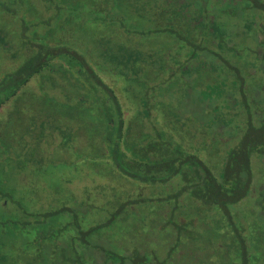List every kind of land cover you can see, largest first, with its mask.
<instances>
[{
    "label": "trees",
    "instance_id": "16d2710c",
    "mask_svg": "<svg viewBox=\"0 0 264 264\" xmlns=\"http://www.w3.org/2000/svg\"><path fill=\"white\" fill-rule=\"evenodd\" d=\"M32 9H43L47 15L31 22L26 16ZM0 10L4 58L11 48H17L15 45L23 48L11 57L17 64L11 66L16 67L0 78V107L37 74L51 87L62 88L65 101L64 96L56 99L49 88L43 92L42 102L48 108L60 105V126H52V133L61 134L62 151L86 159L71 166L64 161L52 171L60 175L79 171L87 184L83 192L66 194L62 192L63 181L43 180L47 193H54L46 197L44 192V207L55 199L60 203L42 212L30 213L22 204L0 199V210L6 213L0 214V264L264 263V235L250 244L241 233L245 232L242 226L247 216L232 208L254 197L264 213V188L257 185H264V166L258 162L264 158V102L255 99L252 103L246 98L242 89L247 86L250 92L253 88L240 74L239 66L247 75H254L255 85L263 87V51L258 56L260 51L247 41L255 42L264 33V0H0ZM63 18L70 21L73 32L86 30L89 36L100 39L97 56L91 49L87 58L72 47L42 43V37H50L53 30L39 32L42 22L50 26ZM255 43L264 46L263 37ZM191 58H198L197 66L217 61L232 69L242 84L241 93L222 89L207 102L201 99L200 90L194 89L195 83H187L186 92L194 96L191 111L209 108L202 120L208 141L219 138L221 143L228 142L222 134L238 132L217 171L197 154L172 147L166 132L149 120L154 115L151 90L159 92V97H168L176 72L185 80L192 69ZM93 59L113 76L109 77L113 87L89 64ZM81 78L84 82L79 85L73 80ZM211 78L206 77L212 82ZM231 78L227 77L228 84L234 86ZM75 85L73 102L67 92ZM116 87L138 108L130 119L124 118ZM159 101L163 110H177L163 99ZM249 102L259 105L255 112L258 119L250 114L242 123L235 122L242 113L240 107L232 114L233 107L238 103L245 107ZM219 105L224 114H219ZM74 117L79 123L76 130ZM223 126L225 130L219 131ZM44 130L42 125V136ZM74 139L80 140L77 147L71 143ZM254 160L260 171H253ZM103 169L125 178L134 191L158 186L160 192H115L113 184L109 188L103 185L106 179L93 177ZM52 171L42 169V174ZM171 185L173 192H166ZM12 211L18 217L8 215ZM260 211L255 214L258 221L263 220ZM25 213L32 217L25 219Z\"/></svg>",
    "mask_w": 264,
    "mask_h": 264
},
{
    "label": "rangeland",
    "instance_id": "374dc122",
    "mask_svg": "<svg viewBox=\"0 0 264 264\" xmlns=\"http://www.w3.org/2000/svg\"><path fill=\"white\" fill-rule=\"evenodd\" d=\"M38 1L39 3L41 2V0ZM40 6L41 5H39V7ZM17 7L22 8V6L19 5H17ZM55 11L56 10H53V12ZM17 14V16L19 17V13ZM1 15L2 13L0 10V16ZM46 15L47 14L45 10L43 9L42 11H36L32 9L26 17H28L27 20L30 19L31 22H35L41 19V17H46ZM22 16L24 17V13H22ZM51 16L53 18L56 17L55 14H52ZM228 19H232L233 23L236 22L232 17H228ZM237 19L240 18H236L235 20ZM42 27L39 30V32L41 31L42 34L46 33V29L53 27L52 34L50 36L52 39L50 37H46L45 39H43L42 37V43L44 44L48 43L50 45L55 44L69 46L83 53L87 58H90L86 53L89 49L95 51L96 56L99 49H101V46L99 45V38H93L89 36L86 30H78L76 32H73V27L70 24V21L66 20V18L56 19L50 26H46V24L42 22ZM147 38L148 36L144 37V39H146L145 42H148ZM260 38L262 37L258 36V38L255 39V42H258L257 40ZM251 40L252 41H247V43L250 42L253 47H256L257 51H260L261 47H259L253 39ZM15 46L17 48H14L13 50L11 48V51L8 53L9 56L5 58L3 51L0 49V78L4 75V73L16 67L11 66L16 64V62L11 57H14L15 50L18 52H22L23 48L17 45ZM246 52L248 51L244 49V55H246ZM247 55H249V53ZM261 55L262 53L260 52L258 56L261 57ZM232 58H236V55L233 54ZM21 60L22 59H20L19 62ZM100 61L102 63L104 62L103 59ZM19 62L17 63L19 64ZM55 62H59V60H56ZM89 64L92 67L98 69L100 75H102V78L113 87L112 81H110L109 79V77L113 79V76L109 75V71L105 70L104 67H99L94 59L90 60ZM189 64L192 69L185 76V80L187 82L182 79L181 76H179L180 73L176 72V76L171 82V94L168 97H159V92L151 90L149 96L154 92L151 105L152 108L154 107V115L150 116L149 120L151 124L153 122L156 124L158 130H164L166 132L165 137L169 139L172 147L176 146L188 152L197 154L202 160L207 161V163L210 164V166L213 168V171H217L220 160L224 159L225 152H227L231 148L230 145H233V143H235L236 140L234 139V134H238V132H234L233 135H231V133L228 131L224 132L222 136L223 138H229L228 142L224 141L221 143L219 138L216 141H208V136L203 132L204 124L202 120L204 119L203 116L205 115L206 110L209 108L205 106L204 110L197 111V113H193L191 111L193 107L191 100L192 98L194 99V96L193 94L186 92V89L188 88L187 83H195L194 89L198 88V90H200L199 92L201 94V99L207 100V102L211 101L210 99L218 96L222 89L230 88L231 90L232 88L233 90L231 92H237L236 95L238 94V92L241 93L240 88L242 89V84L240 85L236 78V73L234 71H231L232 69L222 67L217 61H211V63L208 65H203L204 63H200V66H197V64H199L198 58H191ZM239 66L242 67V71L240 72V74L244 75L247 78V84H251L250 87L253 88L249 92L246 86L244 87L246 91L242 89V92H245V94L247 95L246 98L248 100L249 98L251 99L250 102L253 103V101L255 102L256 100L260 102V98H264V91L262 92L260 86L254 84V75H247L248 71L243 68L242 65ZM230 75L232 77L231 79H233L234 81V86L228 84L229 80L227 81V77L230 78ZM207 76H210V78L212 77V82L206 79ZM260 76L264 77L262 75ZM195 77H197V79L193 81ZM73 80H75L78 85L79 82H84L82 78ZM214 80L216 83L214 82ZM59 81L62 80L60 79ZM64 82L66 83L67 81L64 80ZM261 82L263 83V81ZM48 83L49 82H47L46 80H43L42 74H37L30 79V81L20 90V92H18L16 97L14 96L5 104H3L2 107H0V199H7V204H10V202L15 205L22 204L25 210H28L30 208V210H28L30 213L42 212L45 211L44 208L51 209V207H57L60 203L59 200L55 199L56 201L52 204L47 205L45 202L47 206L44 207L45 205H43V194L44 192H46L45 196L48 197L51 193H47L48 189L44 188L45 182L43 180H47L49 182L56 181V183L58 181H63L65 183V187L64 189H62V192L66 194L71 192H83L84 190H82V188H85V185H87L84 184L86 183V180H83L85 177H83L82 179L83 175H80L79 171L77 173L74 171H67V173H71L69 174V176L65 175L67 173L60 175L58 172H53L54 170L56 171L57 168L54 166H63L64 161H67L69 163L71 162L70 164H65L71 166V164L82 163V161H84L86 157H79L73 152L69 153L62 151L63 147H61V134L56 133L58 131L52 133V126H54V128L60 126V111L58 109L60 105H58L59 103H54L50 108H48V106L44 102H42V99L45 97L43 95V92L44 90L46 91V88H49L48 90H51V92L56 95V99L59 100L64 96L62 94L64 90L58 87H51ZM76 86L77 85L72 87L69 86L68 89H71V91L67 92L72 97L73 102L76 100V93H74L76 92ZM115 90L123 105L124 118L130 119L133 115H136L138 111L136 104H133L128 97L123 95L120 89L116 87ZM63 98H65L64 101L67 99L65 96ZM159 98L163 99L167 106L169 104L171 107L177 108V110H163L162 106L159 105ZM54 100L55 99H53V102H55ZM250 102V105L245 106L246 108L242 106V103H238L236 107H233V109L231 110L232 114L240 110V107L242 113L240 117L241 119H235V122L242 123V121L246 120L247 115L250 114L253 119H258L255 112L256 110H259V105H251ZM218 110L219 114H224L223 106L219 105ZM139 112L141 114L140 108ZM173 112L175 114H177L176 112H178V114H180V117L178 115H175ZM42 114L44 116H42ZM73 115L75 116L76 114ZM75 120L76 118L74 117V121ZM42 125L43 128H45V134L43 136ZM78 125V122L74 124V126H76L75 130L77 129ZM218 130H225L224 126L222 128L220 127ZM52 138H54L53 141L51 140ZM79 141L80 140H75L71 141V143L74 144L75 147H77L79 145ZM93 157L94 159L96 158L95 156ZM260 160L262 162H260ZM17 161L23 164L22 168ZM258 162L262 163V166H264V158L258 159ZM258 162L256 160L253 161V171H260ZM48 168L51 171L53 169V173L43 175L42 169L47 170ZM101 171V174L97 173L93 177L98 176V178L106 179L107 181L104 182L103 185H107L108 187L110 184H113L114 186H116L115 192H121L125 189L128 192H160V188L158 186H147L145 188V191H143L142 189L139 190V188L135 189L134 191L132 189L133 185L129 184L125 178L120 179L118 176L109 174L107 173L106 169H103ZM257 185L260 190L264 188L263 183H258ZM172 186L173 185H171V188H168L166 192H173ZM53 194L54 193L52 192L51 195ZM258 205L259 203L257 199H255L254 197H248L245 198V200H243L241 203L234 204L232 206V208L238 210V213H241L242 216H247V220L243 222L244 225L242 224L245 232L241 233L242 235H244L246 240L250 242V244L253 243V240L255 238L259 237L260 235H264L262 234L264 233V213L261 212L262 210L259 207L260 205ZM23 208L21 209L22 211ZM259 211L260 217L261 219H263L261 221L255 219V214H257V212L259 213ZM0 214L2 216H6V213L1 212V210ZM8 215L15 218L18 217L19 214L12 211V214ZM22 216H25V219H29L32 217V214L25 213L22 214ZM220 217L221 216L218 214L217 218ZM235 218L237 225L240 227L239 215H236ZM262 252H264V248ZM261 258L264 259V257Z\"/></svg>",
    "mask_w": 264,
    "mask_h": 264
},
{
    "label": "flooded vegetation",
    "instance_id": "af4514ba",
    "mask_svg": "<svg viewBox=\"0 0 264 264\" xmlns=\"http://www.w3.org/2000/svg\"><path fill=\"white\" fill-rule=\"evenodd\" d=\"M258 36H261V37H263V39H264V33H260ZM262 38H260V39H258L259 41L261 40ZM257 40V41H258ZM259 46V45H258ZM259 47H261V50H260V52H262L263 51V58H261V63H260V67H261V69H262V71H263V76H264V46H259ZM263 83H264V77H263ZM263 89V90H262ZM261 91L263 92L264 91V85H263V87L261 88ZM264 93V92H263ZM261 100L260 101H263L264 102V98H260Z\"/></svg>",
    "mask_w": 264,
    "mask_h": 264
}]
</instances>
